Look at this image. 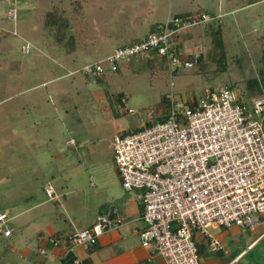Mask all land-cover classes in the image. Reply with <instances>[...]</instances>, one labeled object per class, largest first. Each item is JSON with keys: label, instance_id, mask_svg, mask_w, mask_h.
Wrapping results in <instances>:
<instances>
[{"label": "rangeland", "instance_id": "obj_1", "mask_svg": "<svg viewBox=\"0 0 264 264\" xmlns=\"http://www.w3.org/2000/svg\"><path fill=\"white\" fill-rule=\"evenodd\" d=\"M74 1L83 6L86 33L81 48L68 54L43 27V20L54 8L72 13ZM12 8L18 11L16 22L8 18ZM179 14L214 17L212 23L223 31L228 69L219 72L210 56L209 23L191 28L181 39L192 55L202 52L205 58L174 74V92L193 103L210 88L236 85L234 91L242 98L247 80L257 77L260 67L264 0H0V211L14 216L48 199L43 193L48 181L61 193L69 182L64 190H79L89 206L94 192L106 191L116 177L114 136L141 130L155 120L167 101L171 78L168 70L153 75L122 68L107 71L98 81L81 71L96 62L108 68L107 58L116 48ZM191 33H198L196 40ZM26 44L31 46L28 54L23 51ZM186 54L182 57L188 59ZM72 139L78 150L67 146ZM47 205L63 226V198ZM31 214L21 219L24 226L30 224ZM211 231L229 243L230 250L246 249L251 239L239 226ZM11 242L0 239V264ZM252 255L264 264V244Z\"/></svg>", "mask_w": 264, "mask_h": 264}, {"label": "built area", "instance_id": "obj_2", "mask_svg": "<svg viewBox=\"0 0 264 264\" xmlns=\"http://www.w3.org/2000/svg\"><path fill=\"white\" fill-rule=\"evenodd\" d=\"M8 18L16 22L17 9H10ZM212 20L209 14L174 16L148 37L116 48L107 58L108 68L96 62L81 71L102 78L134 58L167 62L168 119L115 135L113 148L123 189L142 192V246L165 264H202V242L212 253L225 248L212 229L254 230L264 222V93L244 103L237 92L221 86L189 105L174 92V74L194 68V63L173 51V37ZM30 47L26 44L24 53ZM45 192L49 200L60 201L51 183ZM117 215L113 209L98 216L91 228L70 235L65 257L77 249H93L105 233L120 226ZM10 221L9 214L0 211V238L12 236ZM38 242L63 245L54 236L40 235ZM38 251L47 255L44 247ZM73 264L96 263L75 256Z\"/></svg>", "mask_w": 264, "mask_h": 264}, {"label": "crops", "instance_id": "obj_3", "mask_svg": "<svg viewBox=\"0 0 264 264\" xmlns=\"http://www.w3.org/2000/svg\"><path fill=\"white\" fill-rule=\"evenodd\" d=\"M157 24L162 23L152 24V26ZM197 34L191 33L189 36L193 37ZM147 35L137 39H142ZM194 40L196 38L193 37ZM178 43H182L178 47L182 54H185L186 51L188 53L186 56L192 55L191 48L184 42V39H181V35ZM194 53V55H199L200 52ZM93 78L98 81L103 79V77ZM67 146L78 150L77 142L73 139ZM61 170H63V164L61 165ZM115 170L116 177L106 185L105 192H94V202L90 206L83 200V193L81 194L79 190H64L70 186L69 182L64 183L62 193L55 186L56 190L60 192V195H58L63 198V226H60V220L51 212V207L47 205L49 200L46 198L35 203L26 211L16 212L14 216H11L13 234L8 238H0L2 240H9V242L12 241L5 248L6 256H3L2 264H62L66 258L67 238L74 233L91 228L98 216L108 214L113 209L118 210L117 216L120 226L105 233L90 251L77 249L76 254L73 256H78L85 262L96 264H165L161 257L152 255L149 250L142 246L141 233L144 228V223L141 220L143 211L142 192L137 190L131 192L125 191L121 184L118 169ZM47 183L52 184V181H48ZM44 186L43 193L45 195ZM29 212L32 213L29 218L30 224L24 226L26 222L21 221V219ZM263 224L261 223L254 230L244 228L246 232L249 231L251 234V239L246 249L230 250L229 243L224 242L217 236L223 242L225 248L221 252L212 253L207 248L206 243L202 242L200 244V249L203 250V254L201 255L202 264H244V262L247 264H258L252 253L264 244V229L261 226ZM31 226H33V236H30L28 230ZM40 235L60 238L63 240V245L53 247L47 242L39 244L38 237ZM22 240L25 244H23ZM32 240H34V245L32 244ZM35 244H38V247ZM40 247L47 249L46 256L39 255L38 250ZM9 252L12 255L15 254V256H10L11 253Z\"/></svg>", "mask_w": 264, "mask_h": 264}, {"label": "trees", "instance_id": "obj_4", "mask_svg": "<svg viewBox=\"0 0 264 264\" xmlns=\"http://www.w3.org/2000/svg\"><path fill=\"white\" fill-rule=\"evenodd\" d=\"M72 6H73L72 13L70 12L68 13L64 9L54 8L53 10L45 13L44 20H43V27L47 29V31L51 32V34L53 35L54 41L56 43L63 45V47L66 48V52L68 54L74 53L79 48H81V46L83 45V42L80 39H81V36L86 33V28L84 27L85 18L83 17L82 4L79 1H74L72 2ZM176 16L192 17L195 15L179 14ZM213 21H215L214 17H213ZM213 21L209 22L208 27H207L211 35V55L210 56L213 62H216L218 64V71L224 73L228 69L226 43L224 40L223 31L221 29L220 24L215 25L212 23ZM158 25L160 24L152 26L150 32L145 37H148L153 32H156ZM179 38H180V35H175L172 39V43L174 47L173 51L177 55L182 57V54L180 53L179 48L177 46ZM138 40L140 39H136L135 41H138ZM0 41H1V37H0ZM125 45L126 44L122 46H125ZM262 45H263L262 52L259 57L260 67L257 72L258 75L257 77L247 80L245 91H243L244 92L243 96L242 98H240V101H243L244 103H250V101H252L254 97L260 96L264 93V39L262 40ZM204 58L205 57L202 54L198 56L190 55L188 60L193 62L195 65V64H202L204 61ZM122 68L131 69L134 73H140L142 71L147 70V71H151L153 75H156L160 73L161 71L168 70L167 62L165 59H156L153 57L147 58V59L134 58L131 61L126 62L123 65H121L118 71H120ZM201 71L202 69L200 70L199 73L203 72ZM235 87L236 85L229 87V88L234 90ZM210 89L213 90L215 88H210ZM119 97L120 99L125 98L124 95H121V94L119 95ZM243 98L245 99L243 100ZM188 104L192 105V103H188ZM169 110H170V104L168 101H166L165 104H163V108L159 112L156 113L155 120L148 124H155L158 122L166 121L170 114ZM44 192H45V186H44ZM53 202H57V201H53ZM11 221H12V218H11ZM11 221H10V227H11ZM202 252L203 250L200 249V255L203 254ZM74 260H75V257L70 254L64 259V262H62V264H73Z\"/></svg>", "mask_w": 264, "mask_h": 264}]
</instances>
